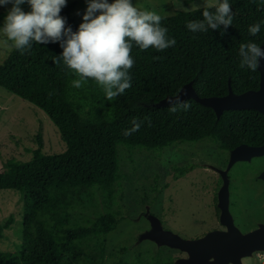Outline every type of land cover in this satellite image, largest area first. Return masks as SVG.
Wrapping results in <instances>:
<instances>
[{"label": "trees", "instance_id": "16d2710c", "mask_svg": "<svg viewBox=\"0 0 264 264\" xmlns=\"http://www.w3.org/2000/svg\"><path fill=\"white\" fill-rule=\"evenodd\" d=\"M229 3L234 18L227 29L221 25L217 30L193 33L186 27L190 21L203 19L205 7L215 11V5L205 6L163 16L162 26L168 29V37L177 41L174 47L157 52L133 46L132 87L117 97L118 113L111 122L99 127L77 126L70 121L76 112L68 105L57 104L61 114L48 109L68 150L22 165L9 164L10 172L0 173V190H17L24 198V229L40 237V247L28 257L29 264H105L108 235L125 219L114 208V187L121 177L120 146L160 150L177 143L211 140L219 149L232 152L243 144L264 145V115L257 110H229L218 118L212 108L193 99L186 100L190 104L187 110L176 113L170 112L169 106H155L191 82L202 98L225 96L229 86L235 94L259 90L260 71L240 67L239 45L249 41L260 47L264 44V0ZM76 6L77 2L72 1L60 13L73 32L80 25L71 15ZM7 13L0 12V27ZM256 23L261 24V30L252 37L248 28ZM62 51L60 42H33L31 50L25 49L23 54L13 48L0 65V87L46 108L47 102L36 88L41 79H47L59 82L63 89L64 77L70 70L58 58ZM134 118L143 123L137 132L125 136ZM193 167H177L175 180ZM95 188L110 198L106 200V210L89 225L74 222V200L69 199ZM13 222L10 216L0 225V238ZM0 264L8 262L0 257Z\"/></svg>", "mask_w": 264, "mask_h": 264}, {"label": "rangeland", "instance_id": "374dc122", "mask_svg": "<svg viewBox=\"0 0 264 264\" xmlns=\"http://www.w3.org/2000/svg\"><path fill=\"white\" fill-rule=\"evenodd\" d=\"M72 1L77 6L71 15L81 24L87 0H67V4ZM132 2L141 10L171 16L179 11L217 5L221 0ZM21 6L30 10L26 3ZM10 8V4L0 6V12H8ZM4 39L0 36V65L13 49L4 46ZM76 78L70 71L64 77L62 90L59 82L41 79L36 93L47 102L46 108L0 87V173H9V164L22 165L37 157L60 155L68 150L57 122L48 113V109H56L61 114L57 104L61 107L66 104L76 112L70 121L77 126L99 127L115 118L117 98L108 101L102 88L92 80L74 88L72 81ZM231 154L211 140L177 143L160 150L120 146L121 177L114 187V208L125 219L108 235L105 264H183L191 253L166 242L160 232L193 240L208 232L227 231L220 221L219 207L224 175L229 182L234 226L242 233H249L264 224V154L239 160L229 167ZM191 165L194 167L185 176L175 180L177 167ZM69 200H74L73 221L89 225L106 210V200L110 198L95 188ZM24 202L17 190H0V225L10 216L14 219L0 238V257L8 264H29L28 257L40 247L39 235L24 229ZM121 247L126 250L121 251ZM218 258L219 253H213L205 264H215ZM240 264H264V249L242 257Z\"/></svg>", "mask_w": 264, "mask_h": 264}, {"label": "clouds", "instance_id": "9594fccd", "mask_svg": "<svg viewBox=\"0 0 264 264\" xmlns=\"http://www.w3.org/2000/svg\"><path fill=\"white\" fill-rule=\"evenodd\" d=\"M25 3L30 7L28 12L21 8ZM9 4L11 8L0 27L5 47L11 46L23 54L25 49L31 50L33 42H60L63 51L58 58L77 77L72 86L81 88L92 80L102 88L108 101L132 87L130 70L135 63L132 56L134 45L141 51L152 48L163 52L177 43L174 38L168 37V29L162 26L165 17L155 11L139 9L132 0H113L112 3L108 0H87L83 22L75 32L71 26L66 27V18L60 15L67 6V0H0V6ZM202 17V20L188 22L186 27L193 33L217 30L221 25L227 29L233 24L234 14L229 0H222L215 5V11L205 7ZM260 30V23L248 28L252 37L257 36ZM239 56L241 68L256 72L264 51L259 44L249 41L239 45ZM183 94L187 95L186 92ZM167 102L172 113L190 107L186 100L181 99V94L169 97ZM142 123L134 118L133 126L126 129L124 135L137 132Z\"/></svg>", "mask_w": 264, "mask_h": 264}, {"label": "water", "instance_id": "95a60500", "mask_svg": "<svg viewBox=\"0 0 264 264\" xmlns=\"http://www.w3.org/2000/svg\"><path fill=\"white\" fill-rule=\"evenodd\" d=\"M261 50L264 51V44L261 46ZM259 71L261 83L260 89L256 91L250 90L242 94H235L229 86V93L225 96L202 98L196 93L191 82L185 85L178 94H181L182 100L193 99L212 108L218 118H221L222 114L229 110H257L264 115V57H261ZM184 92L187 95H184ZM169 97L155 104V106L158 108L169 106L167 102ZM263 154L264 145L257 147L240 145L232 151L229 167L239 160ZM219 206L221 208V222L227 226V231H212L193 240L182 239L171 232H160V236L166 242L191 253V257L184 260L183 264H205L208 257L213 253H219V258L215 264H226L228 261L240 264L242 257L264 249V227L244 234L234 226L229 212V182L226 175H224V184L219 192ZM156 226H158L157 223Z\"/></svg>", "mask_w": 264, "mask_h": 264}, {"label": "flooded vegetation", "instance_id": "af4514ba", "mask_svg": "<svg viewBox=\"0 0 264 264\" xmlns=\"http://www.w3.org/2000/svg\"><path fill=\"white\" fill-rule=\"evenodd\" d=\"M260 83H261V77H260ZM260 89V88H259ZM250 147H255V146H250ZM223 151V150H222ZM231 152V151H230ZM236 164V163H235ZM242 202H243V200H242ZM244 203V202H243ZM220 207V206H219ZM221 209V208H220ZM229 212H230V201H229ZM255 213V212H254ZM256 214H257V211H256ZM255 215V214H254ZM220 221H221V214H220ZM222 223V222H221ZM264 227V224H262V225H260V226H258L255 230H260L261 228H263ZM255 230H253V231H255ZM252 232V231H251ZM209 233V232H208ZM244 234H246V233H244ZM206 235V234H205ZM204 236V235H203ZM261 250H263V249H261ZM257 251H259V250H257Z\"/></svg>", "mask_w": 264, "mask_h": 264}]
</instances>
